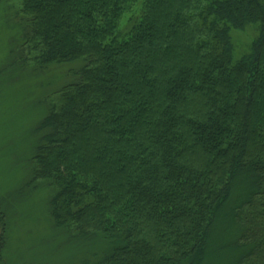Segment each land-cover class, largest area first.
I'll return each mask as SVG.
<instances>
[{
	"label": "trees",
	"instance_id": "1",
	"mask_svg": "<svg viewBox=\"0 0 264 264\" xmlns=\"http://www.w3.org/2000/svg\"><path fill=\"white\" fill-rule=\"evenodd\" d=\"M14 16L23 68H67L31 160L53 228L99 243L75 264H207L230 223L228 264H264V0H19ZM7 233L0 206V264Z\"/></svg>",
	"mask_w": 264,
	"mask_h": 264
},
{
	"label": "rangeland",
	"instance_id": "2",
	"mask_svg": "<svg viewBox=\"0 0 264 264\" xmlns=\"http://www.w3.org/2000/svg\"><path fill=\"white\" fill-rule=\"evenodd\" d=\"M18 4L19 0H0V206L8 227L2 264H75L90 259L99 243L72 240L53 228L52 188L34 179L31 160L39 137L36 128L47 113L50 94L69 82L67 68L35 72L19 64L14 16ZM258 35L254 26L231 31L234 60L249 53ZM237 229L231 223L215 227L207 264L231 261L228 246L237 240Z\"/></svg>",
	"mask_w": 264,
	"mask_h": 264
}]
</instances>
